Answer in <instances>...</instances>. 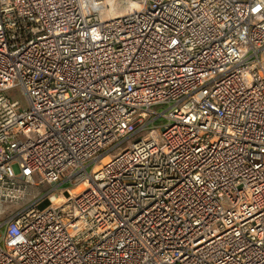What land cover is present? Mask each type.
<instances>
[{
  "label": "built area",
  "instance_id": "obj_1",
  "mask_svg": "<svg viewBox=\"0 0 264 264\" xmlns=\"http://www.w3.org/2000/svg\"><path fill=\"white\" fill-rule=\"evenodd\" d=\"M136 1L0 0V264H264V0Z\"/></svg>",
  "mask_w": 264,
  "mask_h": 264
},
{
  "label": "rangeland",
  "instance_id": "obj_2",
  "mask_svg": "<svg viewBox=\"0 0 264 264\" xmlns=\"http://www.w3.org/2000/svg\"><path fill=\"white\" fill-rule=\"evenodd\" d=\"M131 1L132 0H110L109 15L112 17L121 15L129 9ZM5 94L13 98L14 100H17L22 108L26 107L24 95L19 88L6 90ZM128 144L129 142L124 143L121 148H124ZM47 188V185L30 187V193L20 199L0 201V224L13 214L30 206L31 203H33V201L36 199V197Z\"/></svg>",
  "mask_w": 264,
  "mask_h": 264
},
{
  "label": "bare ground",
  "instance_id": "obj_3",
  "mask_svg": "<svg viewBox=\"0 0 264 264\" xmlns=\"http://www.w3.org/2000/svg\"><path fill=\"white\" fill-rule=\"evenodd\" d=\"M107 5L109 6V8H108V13H107V17H112V16H110L109 15V12H110V0H107ZM138 7H139V5H138V2L136 1V0H132L131 2H130V7H129V9H131V10H135V9H138ZM128 9V11H130ZM108 159V157H103L102 159H101V162H99L98 164H96L93 168H94V170H96L99 166H100V164L101 163H104L106 160ZM85 187V184H81V185H78L76 188H75V190H74V192H77V191H80L81 189H83Z\"/></svg>",
  "mask_w": 264,
  "mask_h": 264
}]
</instances>
